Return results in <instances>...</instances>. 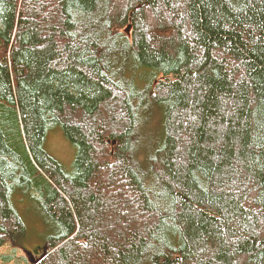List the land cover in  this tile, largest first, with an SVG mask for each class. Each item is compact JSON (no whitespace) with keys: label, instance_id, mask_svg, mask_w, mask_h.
I'll return each instance as SVG.
<instances>
[{"label":"trees","instance_id":"obj_1","mask_svg":"<svg viewBox=\"0 0 264 264\" xmlns=\"http://www.w3.org/2000/svg\"><path fill=\"white\" fill-rule=\"evenodd\" d=\"M27 196L37 264H264V0H0V248Z\"/></svg>","mask_w":264,"mask_h":264},{"label":"rangeland","instance_id":"obj_2","mask_svg":"<svg viewBox=\"0 0 264 264\" xmlns=\"http://www.w3.org/2000/svg\"><path fill=\"white\" fill-rule=\"evenodd\" d=\"M115 143H112V145H114ZM44 147L49 154L54 156L55 159H57L62 164L63 168L66 171H72L77 148L65 136V134L61 130V127H57L48 132ZM111 152L113 153V149ZM19 206L21 211L18 209ZM16 207L21 213L26 225V215L28 216L31 221L30 227L26 233L15 235L14 237H12L10 246L8 245L1 247L0 253L1 251L12 248L17 250V253L19 255L22 254L27 257L26 251H30L37 246L43 247L47 244L45 240V232L47 230V227L39 216V210L34 198H30L27 196L25 200L20 201V204L18 203ZM0 264H15V261L4 263L2 257L0 256Z\"/></svg>","mask_w":264,"mask_h":264},{"label":"water","instance_id":"obj_3","mask_svg":"<svg viewBox=\"0 0 264 264\" xmlns=\"http://www.w3.org/2000/svg\"><path fill=\"white\" fill-rule=\"evenodd\" d=\"M113 143H115V141ZM42 249H43V252H42V254L37 259H32V257H31V256H34L38 252L37 250H35V251H33V250L26 251V255H27V257L29 259V262L31 264H37L41 259H43L47 255L48 249H49L48 242H47L46 245H44L42 247Z\"/></svg>","mask_w":264,"mask_h":264},{"label":"flooded vegetation","instance_id":"obj_4","mask_svg":"<svg viewBox=\"0 0 264 264\" xmlns=\"http://www.w3.org/2000/svg\"><path fill=\"white\" fill-rule=\"evenodd\" d=\"M31 250H33V251L37 250L38 251L34 256H31L32 259H37L43 252L42 246H37L36 248H33Z\"/></svg>","mask_w":264,"mask_h":264}]
</instances>
